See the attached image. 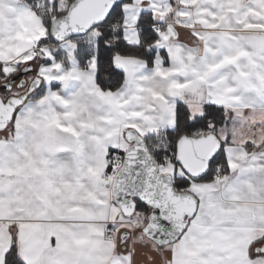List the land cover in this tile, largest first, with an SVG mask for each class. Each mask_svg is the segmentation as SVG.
<instances>
[{"label":"snow or ice","instance_id":"snow-or-ice-1","mask_svg":"<svg viewBox=\"0 0 264 264\" xmlns=\"http://www.w3.org/2000/svg\"><path fill=\"white\" fill-rule=\"evenodd\" d=\"M0 264H264V0H0Z\"/></svg>","mask_w":264,"mask_h":264}]
</instances>
